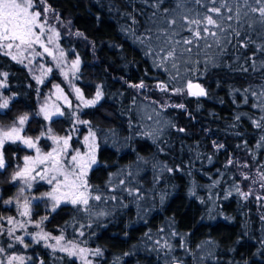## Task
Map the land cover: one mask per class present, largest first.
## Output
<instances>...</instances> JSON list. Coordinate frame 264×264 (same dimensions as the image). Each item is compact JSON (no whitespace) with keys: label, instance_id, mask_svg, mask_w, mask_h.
<instances>
[{"label":"trees","instance_id":"trees-1","mask_svg":"<svg viewBox=\"0 0 264 264\" xmlns=\"http://www.w3.org/2000/svg\"><path fill=\"white\" fill-rule=\"evenodd\" d=\"M47 2L53 9L49 18L60 33V49L68 59H80L74 85L86 100L95 98L97 86L102 91L94 106L76 112L75 120L89 124L75 123L66 110L49 125L59 135H70L72 147L80 151L89 130L95 133L97 163L87 180L92 195L101 200L97 208L62 203L54 212L50 200H37L31 223L15 232L28 247L14 243L7 234V218L20 216L4 202L17 192L11 176L22 166L24 150L5 144L0 246L7 252L0 258L5 264L10 255L24 256L25 264H81L43 246L42 240L34 242L36 227L50 237L63 234L64 243L100 249L102 255L92 257V264H170L168 250L155 247L158 238L170 242L171 253L183 264H264V199H257L264 197V188L255 170H264V113L254 107L264 87V29L254 22L257 14L244 0H218L216 7H227L217 18L220 27L212 29L217 35L189 46L175 41L191 38L182 17L206 11L194 0H181L180 9L177 0ZM203 3L212 6L210 0ZM173 19L176 23L169 25ZM168 38L171 45L165 44ZM171 47L175 58L161 64L160 57ZM5 72L2 92L12 99L0 111V124L27 114L24 132L35 137L43 124L40 100L62 78L53 70L38 84L32 70L0 55V73ZM189 81L207 94L188 95ZM141 82L145 87L131 86ZM159 84L169 90L161 91ZM176 88L183 91L177 94ZM214 182L217 187L207 194V185ZM237 187L251 194L244 199ZM50 191L46 184L33 189L38 195ZM9 243H14L12 249ZM200 248L206 250L202 260L194 258Z\"/></svg>","mask_w":264,"mask_h":264},{"label":"snow or ice","instance_id":"snow-or-ice-1","mask_svg":"<svg viewBox=\"0 0 264 264\" xmlns=\"http://www.w3.org/2000/svg\"><path fill=\"white\" fill-rule=\"evenodd\" d=\"M210 2L212 6L208 7L207 4L203 3V0H194L195 4L200 5V7L206 9V11H198L196 17L193 18H189L188 16L182 17L185 25H187V31L191 33V38H185L182 41H175L176 44L182 43L191 46L197 41L205 39L209 35L213 37L217 35L212 29L220 27L217 18L221 17V9L227 7V5L221 4L220 7H216L218 0H210ZM244 4L248 7V10L251 13L257 14L256 17H254V22L258 23L259 26L264 29V0H244ZM182 6L181 0H177V9H180ZM228 10L231 12L230 8ZM52 11L53 9L48 4L47 0H0V55L10 57L11 60L16 61L17 63L23 64L24 61L27 60L28 64H31L36 57H41L46 53L48 56H52L57 62V67H60L65 60V52L62 49H59V46L56 44V41L60 37V33L55 27L48 23L49 13ZM167 11L168 10L165 9V12ZM237 13H239V8L237 9ZM212 14H215V18ZM244 14L248 15V12H245ZM227 18L231 20L232 16L229 15ZM56 19H60L58 13L56 14ZM175 23V19L168 21L169 25H174ZM77 35L82 34L77 33ZM237 35H239V33H237ZM172 43L173 41L171 38L165 40V44L167 45H171ZM49 45H56L57 55L53 54V50ZM38 48L43 51H38ZM185 50L191 52L192 48L188 47ZM161 51L163 52L164 48H161ZM175 56L176 49L175 47H171L165 55L160 57L161 64L170 59H174ZM175 66L176 65L173 64V67ZM79 68L80 59L77 56L76 59L71 62L70 70L73 77H75ZM47 72H52V68H48ZM61 73L64 75L65 79L68 78V72L64 71L63 68H61ZM0 75L6 78L8 74L5 72L0 73ZM35 79L38 84L43 83L40 77H35ZM6 86L5 81H0V88ZM131 86L136 88L145 87L143 82ZM54 87L58 93H62V89H60L59 85H54ZM157 87H159L161 91L167 92L169 90L168 86L165 84H159ZM193 89H195V91ZM75 91L77 98L83 101L85 107L94 106L102 97V91L99 86H97L95 98L91 100H85L79 88H76ZM173 91L179 94L183 91V88H176ZM187 94L199 97L205 96L207 93L200 84H193L189 81L187 83ZM261 95H264V93ZM64 99L67 100V97H64ZM256 106L257 105H254V107ZM8 107L9 98H4L3 101L0 102V109H7ZM178 107L183 108L184 105L181 104L178 105ZM40 113L43 114L44 120L46 121L51 120L53 116L64 115V112H62L59 107H55V110L51 111L47 104L40 108ZM73 116H76V113H73ZM28 119L29 117L27 114L21 115L17 120H14L10 126L0 127V169H6L7 167L4 157L5 144H22L28 149H35L36 155L34 157L30 155L24 156L23 166H18L17 170L13 172L11 181H20L30 189L33 181L39 177L40 180H46L47 183L53 185L52 191L43 193L40 197H33L32 200H42L47 198L52 202L51 211L53 212L62 203H70L77 207L84 206L85 210H87L90 200H101L100 195H92L90 191L91 186L87 180L88 170L92 165L97 163L95 133L89 130L88 136L84 138L86 143L89 140L92 141V143L89 144L88 153L82 155L80 150L77 149L75 150V154L71 155L70 160H65L63 157L69 155V141L71 136L61 137L52 135L51 129H48L47 133L41 131L39 136L35 139L25 136L22 133L24 132V125ZM261 121H264V117H261ZM77 122L85 125L89 124V121L79 120L78 117ZM253 123L258 128L262 126L261 122L253 121ZM178 130L184 131L183 129ZM46 135L52 140L55 147H53L51 151L44 153L38 146V142ZM261 140L264 141V136L261 137ZM218 147H223V145H219ZM228 163L232 164L233 161L230 159ZM247 166V164L244 165V167ZM243 178L247 180L249 179V176L244 175ZM259 180L261 182V188H264V172L259 175ZM19 191L20 193H23L25 188L21 187ZM236 192L244 199H247L251 194V190L249 192H242L239 187L236 188ZM113 199H115V197H113ZM257 199H264V197H257ZM16 201L19 216L29 217L32 201L28 198H24L21 203L20 197H17ZM4 203L6 205L11 204L12 201L8 200ZM99 215H104V213H99ZM43 219H47V217H44ZM3 220L4 217L0 216V221ZM7 224L10 226L7 229L8 236L14 237V243L24 244V238L15 235L17 228L25 227L24 223L16 221L13 217H8ZM36 226L39 227V224ZM3 232L4 228L0 225V234H3ZM79 235L83 236L84 233L80 232ZM48 239H50L48 233L38 232L32 235V240L37 243L41 240L47 241ZM51 239H54L56 244H47V247L54 248V250L58 249L59 251L66 253L68 258H76L81 264H92V261L88 259L89 255H102L100 249L89 250L86 247H80L75 241H68L67 243L62 244L61 242L65 239L63 234L51 237ZM14 243H9L7 246L8 249H12ZM24 247L26 248L28 245L24 244ZM6 252L7 250L0 246V257L5 256ZM125 255H128V253H125ZM29 259L31 258L29 257ZM6 260L7 264H25V257L21 255H10L6 257ZM0 264H5L3 258H0Z\"/></svg>","mask_w":264,"mask_h":264},{"label":"rangeland","instance_id":"rangeland-1","mask_svg":"<svg viewBox=\"0 0 264 264\" xmlns=\"http://www.w3.org/2000/svg\"><path fill=\"white\" fill-rule=\"evenodd\" d=\"M48 23L50 25H52L53 27H55V29L57 30V28L55 26V23L52 20H50V18H49ZM59 39H60V37H59ZM59 39L56 41V44L58 46H59ZM49 47L52 48L54 55H57L58 54L57 51H56V45H49ZM59 49H60V47H59ZM37 50L38 51H41V52L43 51L42 49H39V48ZM72 61H73L72 59H68L67 58V54L65 52V60H64V62L60 65V67H57L56 60H54L52 56H48L45 53L41 57H36L32 61L31 64H28V61L27 60H25L24 63L22 64L24 66L27 65L25 67L27 69L32 70L34 72L35 76L38 75L37 77H40L43 82H45L49 78V76H50V73L51 72H47V69L48 68H52V71L54 70V71L58 72V74L62 78V83L61 84H58L56 82H52V88L50 90H48L44 94V96L41 98V100H40L38 115L42 118L43 124L40 127V130H39V133L37 134V136H39V134L41 133V131H44L45 133H47L48 132V129H51L49 123H50V121L52 119L63 117V116H53L51 120H48V121L44 120L43 114L40 113V108L43 105H45V104H47L49 106V110H51V111H54L55 110V107H59L60 110L62 112H64V113L66 112V110L69 111L70 114H71V118L73 119V121L75 123L77 122V120H75V116H73V113L79 112L81 110V108L84 107V104H83V101L82 100H80V99L77 98V94H76V91H75V89L78 88V87L76 85H74L75 84V77H73V74H72V72L70 70L71 69V62ZM61 68H63L64 71L68 72V78L67 79H65L64 75H62ZM0 81H4V76L0 75ZM54 85H59L60 89H62V93H58L57 90H56V88L54 87ZM186 86H187V84L185 85V91L187 92ZM3 88H0V102H2L4 98H9V102H11V99H12L11 96L8 95V94H4L2 92ZM262 93H264V87H261V92L259 94H257V96H256V104H257L256 107H257V109H259L261 112L264 113V107H262V106H264V95H261ZM64 97H67V100H65ZM1 110H3V109H0V111ZM73 121L71 123L72 125L74 124ZM11 124H12V122L11 123H2V124H0V127H7V126H10ZM24 127H25V125H24ZM22 134L29 137V135H27L25 132H23ZM51 134L52 135L61 136V137H65L63 135H59V134L55 133L52 129H51ZM37 136L32 137V138L35 139ZM82 143H83V148H82V151H80V152H81L82 155H84V154H86V153L89 152V144H91L92 141L89 140L86 143L85 142V139H84V140H82ZM18 145L21 148H23V150H24V156L25 155H30V156H33L34 157L36 155L35 149H28L27 147H25L22 144H18ZM69 145H70V147H69V155H66V156L63 157V159H65V160H70L71 155H74L75 154V150H77V149L80 150L77 147V145L75 147H72L73 144H71L70 141H69ZM95 145H96V142H95ZM38 146L41 148V151L44 152V153L51 151L52 148L55 147V145L53 144L52 140L49 139L47 137V135L38 142ZM28 153H30V154H28ZM24 156H23V158H24ZM23 163H24V160H23ZM23 163H22V166H23ZM93 166H95V164L92 165V167ZM255 170H256V172L259 175L262 172H264V170H261V171L260 170H257V169H255ZM61 179H62V177H61ZM36 184H46L47 186L49 185L50 186V190L52 191L53 185H50L49 183H47L46 180H40L39 177H37L36 180L33 181L32 187L30 189L27 188L25 185H23L20 181H16V184L15 185L17 186V188H16L17 189V192L15 194V197H11V198L8 199V200H11L12 201V203L11 204H8V205H11L14 209L18 210L17 209V201H16V198L17 197H20V202L21 203L23 202L24 198H28L29 200L32 201L31 206H30V214H31V211L33 209L32 208V204L37 201V200H32V198L33 197H40L41 196V195H38V193L33 192V189H34V187H35ZM21 187H24L25 188V191L23 193H20V191H19V189ZM214 187H217V182L216 183L214 182L212 184L209 183L207 185V187H206V190L208 189L207 194L209 192H211L213 189H215ZM99 202H100V200L97 201L95 199H92V200H90L89 206H92V207H96L97 208L98 205L100 204ZM51 204H52V202H51ZM29 217H21L20 216V218H16V219H18L16 221H19V222H22V223L28 225V224L31 223ZM34 228L36 229V233L40 232V229L38 230L36 227H34ZM42 242H43V246H46L47 244H52V245H55L56 244V241L54 239H51V237L47 241L42 240ZM61 243L62 244H65L67 242L64 243L62 241ZM154 244H155V247L158 250H160V251L168 250V254H166V256H167L168 260L170 261V264L173 263L174 261H177L175 259V257L173 256V252L171 253L170 242L166 238H161V239L158 238L157 240L154 241ZM49 248H50V250H52L54 252H57V253L65 254L66 255V253L61 252L58 249H55L54 250V248H51V247H49ZM196 251L197 252L195 254H196L197 257H194V258H196L198 260H202V259H204L206 257V254H205V251L206 250L200 248V249H197ZM92 257H94V256L89 255L88 256V259L89 260H92ZM76 260L79 261L78 259H76Z\"/></svg>","mask_w":264,"mask_h":264},{"label":"water","instance_id":"water-1","mask_svg":"<svg viewBox=\"0 0 264 264\" xmlns=\"http://www.w3.org/2000/svg\"><path fill=\"white\" fill-rule=\"evenodd\" d=\"M193 84H199V83H197V82H192ZM186 90H187V86H186ZM194 91H195V89H193ZM196 97V96H195ZM199 97H203V96H199ZM172 264H181V263H179V262H174V263H172Z\"/></svg>","mask_w":264,"mask_h":264},{"label":"flooded vegetation","instance_id":"flooded-vegetation-1","mask_svg":"<svg viewBox=\"0 0 264 264\" xmlns=\"http://www.w3.org/2000/svg\"><path fill=\"white\" fill-rule=\"evenodd\" d=\"M174 262H179V263L183 264V262H182V261H178V260H177V261H174ZM174 262H173V263H174ZM171 264H172V263H171Z\"/></svg>","mask_w":264,"mask_h":264}]
</instances>
